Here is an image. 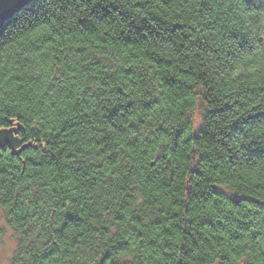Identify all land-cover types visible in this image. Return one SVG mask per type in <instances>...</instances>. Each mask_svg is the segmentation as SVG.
I'll list each match as a JSON object with an SVG mask.
<instances>
[{
  "label": "trees",
  "instance_id": "obj_1",
  "mask_svg": "<svg viewBox=\"0 0 264 264\" xmlns=\"http://www.w3.org/2000/svg\"><path fill=\"white\" fill-rule=\"evenodd\" d=\"M0 129L9 264H264V0H30Z\"/></svg>",
  "mask_w": 264,
  "mask_h": 264
},
{
  "label": "rangeland",
  "instance_id": "obj_2",
  "mask_svg": "<svg viewBox=\"0 0 264 264\" xmlns=\"http://www.w3.org/2000/svg\"><path fill=\"white\" fill-rule=\"evenodd\" d=\"M194 121L197 122L196 115L194 116ZM15 247V231L7 224L4 212L0 210V264L10 263Z\"/></svg>",
  "mask_w": 264,
  "mask_h": 264
},
{
  "label": "water",
  "instance_id": "obj_3",
  "mask_svg": "<svg viewBox=\"0 0 264 264\" xmlns=\"http://www.w3.org/2000/svg\"><path fill=\"white\" fill-rule=\"evenodd\" d=\"M30 0H0V26L16 11H18L23 5ZM13 132L10 129H0V143H9L12 146H17L21 141H16L13 136Z\"/></svg>",
  "mask_w": 264,
  "mask_h": 264
},
{
  "label": "flooded vegetation",
  "instance_id": "obj_4",
  "mask_svg": "<svg viewBox=\"0 0 264 264\" xmlns=\"http://www.w3.org/2000/svg\"><path fill=\"white\" fill-rule=\"evenodd\" d=\"M9 144H10V142H9ZM12 145V144H11Z\"/></svg>",
  "mask_w": 264,
  "mask_h": 264
}]
</instances>
